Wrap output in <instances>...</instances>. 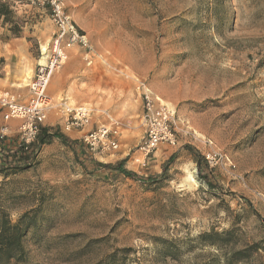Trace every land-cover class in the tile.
<instances>
[{
  "label": "rangeland",
  "instance_id": "374dc122",
  "mask_svg": "<svg viewBox=\"0 0 264 264\" xmlns=\"http://www.w3.org/2000/svg\"><path fill=\"white\" fill-rule=\"evenodd\" d=\"M1 1L12 13L0 19V94L25 101L56 28L30 0ZM64 3L95 56L87 65L69 48L47 93L103 107L126 129L119 150L99 154L48 113L44 126L71 143L0 170V222H29L25 256L9 264H264V0ZM140 83L176 109V143L146 157ZM19 123L0 116V132L18 141ZM120 161L138 176L96 164Z\"/></svg>",
  "mask_w": 264,
  "mask_h": 264
},
{
  "label": "built area",
  "instance_id": "2783aa9c",
  "mask_svg": "<svg viewBox=\"0 0 264 264\" xmlns=\"http://www.w3.org/2000/svg\"><path fill=\"white\" fill-rule=\"evenodd\" d=\"M49 11L50 18L56 28L52 45L46 52V61L39 63L35 75L29 83L30 96L23 101L15 94L6 91L0 94V116L6 123L12 118L20 120L19 139L28 148L36 142L44 120L51 110L60 117V130L63 132L78 131L80 141L89 150L99 154L115 152L120 148V140L125 124L107 109L91 104H72L66 95L59 97L47 93V88L54 72L68 57V49L78 45L85 50L84 59L87 65L94 61L92 45L87 36L79 32L64 0H30ZM144 99L141 124L144 135L139 150L146 157L160 143L175 144L177 137L174 129L176 109L167 104L149 88L140 83ZM9 127L5 125L0 132L6 136ZM211 145L212 141H208ZM218 153H214L216 155ZM222 156V155H220ZM208 159L210 155L206 156Z\"/></svg>",
  "mask_w": 264,
  "mask_h": 264
},
{
  "label": "trees",
  "instance_id": "16d2710c",
  "mask_svg": "<svg viewBox=\"0 0 264 264\" xmlns=\"http://www.w3.org/2000/svg\"><path fill=\"white\" fill-rule=\"evenodd\" d=\"M12 10L9 5L0 0V19L3 16L10 15ZM13 34L18 33V27L11 28ZM53 139L60 140L63 144L69 145L71 143L70 138L64 135L59 129H51L50 127L43 126L39 133L38 140L32 143L28 148L23 145L17 139H10L0 134V160L4 164V168L18 169L27 165L36 155L37 150L45 144H49ZM187 149L191 150L197 156V167L201 173L202 156L192 146L187 145ZM97 166H103L119 170L128 177L136 178L138 175L125 167V162L120 161L117 164L96 162ZM205 182L211 185L207 175L202 177ZM26 214L23 215L16 223H12L10 220L0 222V264H9L13 259H23L25 256V249L23 246V237L26 234V230L29 226V222H25ZM216 232L203 234V237L218 236ZM211 244H214L213 242ZM257 246V244L251 245V247ZM236 254H242L241 251H236Z\"/></svg>",
  "mask_w": 264,
  "mask_h": 264
},
{
  "label": "crops",
  "instance_id": "0c3cea01",
  "mask_svg": "<svg viewBox=\"0 0 264 264\" xmlns=\"http://www.w3.org/2000/svg\"><path fill=\"white\" fill-rule=\"evenodd\" d=\"M59 96H62V95H58L57 97H59ZM67 97H68V95H66ZM88 104V103H87ZM95 107H97V106H95ZM103 108V107H102ZM48 126H53V124H51V125H48ZM76 131V130H75ZM76 133H78L79 134V138L81 137V134H80V132H78V131H76ZM122 158V157H121ZM120 160V159H119ZM126 166V165H125Z\"/></svg>",
  "mask_w": 264,
  "mask_h": 264
}]
</instances>
